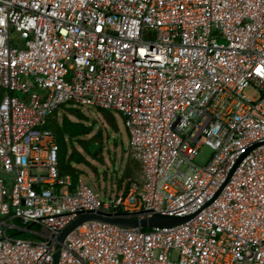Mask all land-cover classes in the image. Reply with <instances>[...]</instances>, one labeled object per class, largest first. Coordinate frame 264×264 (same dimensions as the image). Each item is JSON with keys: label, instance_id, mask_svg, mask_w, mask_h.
I'll return each mask as SVG.
<instances>
[{"label": "built area", "instance_id": "2783aa9c", "mask_svg": "<svg viewBox=\"0 0 264 264\" xmlns=\"http://www.w3.org/2000/svg\"><path fill=\"white\" fill-rule=\"evenodd\" d=\"M0 88V264H54L99 211L189 218L84 222L59 264H264V0H0ZM70 102L125 117L142 184L60 172Z\"/></svg>", "mask_w": 264, "mask_h": 264}, {"label": "trees", "instance_id": "16d2710c", "mask_svg": "<svg viewBox=\"0 0 264 264\" xmlns=\"http://www.w3.org/2000/svg\"><path fill=\"white\" fill-rule=\"evenodd\" d=\"M7 91L0 88V102L2 101L4 95ZM15 95H18L14 93ZM69 107V108H66ZM66 109L61 117H58V113L62 109ZM95 109L99 111L103 118L105 119L108 129L114 134H118L120 129L119 125L124 126V131L129 140L128 131L125 128V117L118 111L106 110L101 108H91L81 106L75 103H67L60 106L55 112H53L46 123V127L50 128L56 137V141L59 145V169L62 174L69 173L74 179L82 176L81 170L76 168L75 165H89L87 157H91L96 161H102V151H103V139L101 131L96 136H92L89 140L85 138L91 135L94 131L96 122L88 124V118L82 112L81 109ZM70 117H74L76 120H71ZM75 143H80L83 145L84 152L79 151L75 148ZM71 147H70V146ZM128 146L136 154L138 152L132 148L128 142ZM139 156V155H138ZM135 170L140 174L139 179L133 178L135 176V170L132 167L127 166L123 174V179L131 178L130 180L137 181L139 184L143 183V164L141 158L135 161ZM137 173V174H138ZM107 197L106 195H103ZM17 224H21L16 221ZM35 230H40L38 225H34ZM143 230H148V228H143ZM11 235L22 239H40L38 236L33 235L27 231L13 230L10 232Z\"/></svg>", "mask_w": 264, "mask_h": 264}, {"label": "rangeland", "instance_id": "374dc122", "mask_svg": "<svg viewBox=\"0 0 264 264\" xmlns=\"http://www.w3.org/2000/svg\"><path fill=\"white\" fill-rule=\"evenodd\" d=\"M250 94H253L250 92ZM69 108V107H66ZM66 109H62L58 113V117L64 114ZM82 112L88 118V124L93 121L96 122L94 131L91 135L86 137L89 140L92 136L98 135L101 131L103 139V151L102 161H96L91 157H87L89 165H75L76 168L81 170L85 182L92 187L101 196H113L119 191L122 186L128 182L131 178L123 179L124 171L127 166H130L135 170V161L139 160L138 154L131 150L128 146V137L125 134L124 126L119 125V133L114 134L109 131L107 123L103 118V115L95 109H81ZM71 120H76L74 117H70ZM70 146V145H69ZM75 148L79 151H83V145L75 143ZM71 147V146H70ZM212 151L203 147L199 152L196 161L198 163H204L210 157ZM135 170V176L133 178L139 179L140 174Z\"/></svg>", "mask_w": 264, "mask_h": 264}, {"label": "water", "instance_id": "95a60500", "mask_svg": "<svg viewBox=\"0 0 264 264\" xmlns=\"http://www.w3.org/2000/svg\"><path fill=\"white\" fill-rule=\"evenodd\" d=\"M140 214L141 216L103 211L80 213L79 216L59 234L56 251L54 254V264H59L60 251L67 236L84 222L99 221L117 225L122 228H152L156 226L177 225L189 218L170 216L167 214L150 211H143Z\"/></svg>", "mask_w": 264, "mask_h": 264}]
</instances>
